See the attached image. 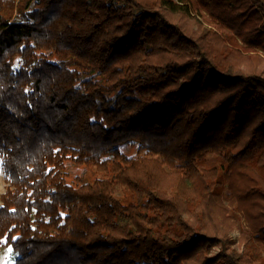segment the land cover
Here are the masks:
<instances>
[{
	"label": "trees",
	"instance_id": "obj_1",
	"mask_svg": "<svg viewBox=\"0 0 264 264\" xmlns=\"http://www.w3.org/2000/svg\"><path fill=\"white\" fill-rule=\"evenodd\" d=\"M242 50L264 51V0H0L15 264H264V72Z\"/></svg>",
	"mask_w": 264,
	"mask_h": 264
},
{
	"label": "rangeland",
	"instance_id": "obj_2",
	"mask_svg": "<svg viewBox=\"0 0 264 264\" xmlns=\"http://www.w3.org/2000/svg\"><path fill=\"white\" fill-rule=\"evenodd\" d=\"M186 25L189 28L195 29L199 33H205L207 29L210 27L217 29L216 27H213L205 23V21L203 22V25H201L193 17L192 18L189 17V19L186 20ZM236 39L241 42L240 37H237ZM242 53L243 54L245 53L242 57V61H243L242 66L243 68H245L246 71L257 69L259 71L264 72V51L263 50L258 51L259 55L251 54V53H255L252 51L244 52V50H242ZM255 55L257 56L254 57ZM144 154L145 152L143 151L140 155H144ZM69 170L72 174L79 173L82 171H87L88 174L92 176L95 175L94 167L91 165H76V164L71 165L70 164ZM7 185L8 183H7V179L5 175V170L3 166L1 165L0 166V196L5 191ZM230 198H231V195L227 192V190H224V192H222L220 199L216 198V203L218 205L216 215L220 219H222V217L220 216L221 214L225 215V219L223 218V220L230 228L229 234L232 239V242L229 244L230 247L236 250H242V247L244 246L246 240L248 239L250 235V233L248 232L249 227L247 225L244 215L234 210L233 206L230 203V200H229ZM0 204H1V200H0ZM220 248H221L220 245L214 246L212 249V252L210 253L211 254L213 253L214 255L219 251ZM16 258H17V255L13 252L11 247L0 246V264H15Z\"/></svg>",
	"mask_w": 264,
	"mask_h": 264
}]
</instances>
